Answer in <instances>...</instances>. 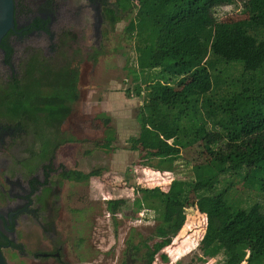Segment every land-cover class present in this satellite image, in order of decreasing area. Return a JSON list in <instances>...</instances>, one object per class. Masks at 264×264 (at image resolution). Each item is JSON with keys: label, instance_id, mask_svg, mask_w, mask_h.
Segmentation results:
<instances>
[{"label": "trees", "instance_id": "obj_1", "mask_svg": "<svg viewBox=\"0 0 264 264\" xmlns=\"http://www.w3.org/2000/svg\"><path fill=\"white\" fill-rule=\"evenodd\" d=\"M133 2V97L144 95L147 106L135 117L139 134L129 141L131 150L142 153L141 165L158 172L173 174L179 162L187 168L182 177L150 188L166 204L150 244L136 234L134 256L168 264L165 249L185 226L191 204L206 218L197 246L201 263L264 264V203L259 202L264 200V0H241L246 19L231 24L219 22L215 12L233 0H115L118 11L104 10L108 29L127 18ZM5 37L8 58L12 49ZM76 44L75 36L64 32L57 59L31 50L18 75L0 81V110L18 119L25 135L43 144L42 151L48 137L55 149L77 141L61 132L79 98L83 58L79 48L72 50ZM100 55L94 49L86 59L96 63ZM99 117L108 146L115 140L110 120ZM163 141L168 150H151ZM183 152L191 158L183 159ZM239 184L256 197L238 196Z\"/></svg>", "mask_w": 264, "mask_h": 264}, {"label": "rangeland", "instance_id": "obj_2", "mask_svg": "<svg viewBox=\"0 0 264 264\" xmlns=\"http://www.w3.org/2000/svg\"><path fill=\"white\" fill-rule=\"evenodd\" d=\"M65 3L59 16L53 14L51 31L54 38L62 28L71 26L86 30V33L83 41L72 49L79 48L83 58L79 64V98L61 128L65 137H73L77 141L59 149L58 161L64 162L71 170L81 175L84 183L79 187L76 185L72 193L75 198L86 199L93 209V215L96 213L100 217L98 219V226L101 229L100 250L99 253L91 254L89 262L118 264L120 261L117 259L121 256L119 252L123 250L124 240L129 232L127 228L131 227L133 233L139 234L147 240V244H150L154 227L162 219L166 199L159 192L149 191L150 188L164 186L171 179L182 177L181 172H187V168L183 162H179L180 166L173 174L158 172L150 166L141 165L142 153L131 150L132 145L129 141L137 138L139 134L135 117L147 106L144 95L140 98L133 97L136 83L133 81L131 70L135 55L132 49L130 24L134 16L132 8L134 2L127 12V18L119 22L114 30L108 29L104 22L98 25L99 22L96 21L93 27L88 26L87 20L94 15L83 14L84 16L78 20L74 16L73 3L70 0H65ZM82 4L86 5V2L83 0ZM215 16L219 22L227 24L246 19L241 8V0H233L231 4L218 7ZM106 31L108 33L105 36ZM36 44L47 55L52 54L53 42L50 43L48 36H41L36 40ZM94 49L101 52L96 63L86 59V55L91 54ZM20 50L18 46V56ZM12 63L15 66V62ZM0 70L4 71L1 54ZM142 81L140 78L138 83L142 85ZM102 115L109 118V129L113 130L115 138L108 146L104 145L105 128L102 126V118L99 117ZM169 148V142L163 141L162 144H153L151 150L165 151ZM191 156L192 153H182L183 159H189ZM236 188L239 190L238 196L244 197L248 193L250 198L256 197L255 192H246L240 184ZM242 190L244 192H240ZM114 200L125 202L123 211L121 209L115 216L116 222L120 223L115 230L108 224L113 218V213L110 210L107 212L105 207L108 201ZM259 202L262 204L264 200L259 199ZM95 203L98 204L97 207ZM94 205L98 210L94 209ZM185 213V226L165 249L170 259L168 264H215L218 259H209L204 261L205 263L198 260L200 254L197 246L204 234L205 216L198 214L191 204ZM26 242L23 240V243ZM12 256L11 252L5 253L9 264H30L28 258L18 256L14 259Z\"/></svg>", "mask_w": 264, "mask_h": 264}, {"label": "flooded vegetation", "instance_id": "obj_3", "mask_svg": "<svg viewBox=\"0 0 264 264\" xmlns=\"http://www.w3.org/2000/svg\"><path fill=\"white\" fill-rule=\"evenodd\" d=\"M70 1L78 20L83 14L94 15L87 20L88 26L92 27L96 21L108 26L104 14L106 8L118 11L115 0H84L86 5L82 4L83 0ZM13 3L15 28L5 35L12 53L7 58L4 43H0L4 68V71L0 70V81L18 75L21 61L28 58L31 50L40 49L45 57L53 58L64 32L75 36L77 44L83 41L86 30L73 26L62 28L55 38L52 34L53 14L60 15L65 0H13ZM41 36H48L50 43L53 42L52 54L47 55L36 44ZM18 46L21 49L19 56ZM48 140V148L42 151L43 144L26 136L18 126V119H9L0 110V252L6 264H9L6 252H11L14 259L18 256L28 258L30 264H87L92 253H99L100 217L96 213L93 215L86 199L75 198L72 193L84 179L67 164L58 161L59 149L69 143L55 149L54 139L48 137ZM111 202L105 205L107 212ZM114 202L113 218L108 222L113 230L120 224L115 216L125 203L124 200ZM96 207L94 205V209ZM127 232L118 264H149L143 256H134L131 243H139V238L131 227ZM23 240L27 242L23 243Z\"/></svg>", "mask_w": 264, "mask_h": 264}, {"label": "water", "instance_id": "obj_4", "mask_svg": "<svg viewBox=\"0 0 264 264\" xmlns=\"http://www.w3.org/2000/svg\"><path fill=\"white\" fill-rule=\"evenodd\" d=\"M99 25V23H97ZM15 28L13 0H0V43ZM0 264H6L0 252Z\"/></svg>", "mask_w": 264, "mask_h": 264}]
</instances>
